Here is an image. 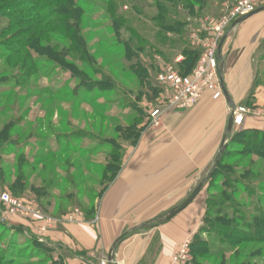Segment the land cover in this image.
Instances as JSON below:
<instances>
[{
    "label": "rangeland",
    "instance_id": "1",
    "mask_svg": "<svg viewBox=\"0 0 264 264\" xmlns=\"http://www.w3.org/2000/svg\"><path fill=\"white\" fill-rule=\"evenodd\" d=\"M150 1L153 3V0ZM211 1L214 2L209 3V11L202 17H196L201 16V12L197 11L196 18L186 27L189 30L188 44L194 49L203 51L198 46V40L193 38V33L200 31V38L207 37L210 23L223 21L238 2ZM259 1L258 8L262 3V0ZM95 10L90 9V20L85 22L87 53L88 56L96 57L95 64L89 63L88 67L79 68L94 82L111 81L107 90L82 88L70 73L45 63H40V72L34 76L12 66L6 67L5 61L9 55L5 47L0 46V75L5 77L0 82V133L12 119L19 120V124L13 126L9 132V140H16L13 148L9 149L6 145L7 153L0 150V167L7 177L4 183L0 182V189L12 191L10 187L16 182L17 167L24 155L27 162L25 164L30 165L24 172L27 179L24 199L30 201L31 198L28 197L35 198L30 192L32 188L34 191L45 189L43 193L49 198L42 200V204L49 210L47 216L58 221L75 209L86 220L85 211L94 207V219L86 221L91 224L98 223L99 206L120 176L131 171L138 163H148L154 152L160 155L165 151L162 146L154 149L144 143L151 142L155 137L161 142L165 140L169 135L161 131L164 128V119L168 114L177 112L167 111L161 117L159 125L152 121L150 113L161 105L162 94L152 96L154 101L151 103L145 93L147 79L142 80L136 72L138 69H133L132 66L136 64L135 58H139L144 68L148 69L149 82L154 87H160L157 78L161 68L169 65L178 72L183 56L174 51H169L171 58L157 55L149 45L140 43L136 36L127 33L122 27L118 31L111 23L113 17ZM128 10L127 6L123 8V12ZM115 20L121 21L119 18ZM4 22L6 21H0V28L6 24ZM52 40L58 42L60 47L57 48L69 46L66 41L60 42L56 34L52 35ZM5 41V37L0 38V43ZM7 44L12 45L14 42ZM128 48L134 54L133 58ZM263 74L264 62L259 72L264 83ZM21 82L23 87L17 84ZM124 127L128 129L126 134L122 132ZM236 130L234 127L228 140L232 139ZM250 135L246 140L242 137L232 139L237 143L231 147L234 149L230 150L223 163L226 168L223 178H241L240 183L226 188L220 182L222 177L216 178L220 183L208 180L186 210L163 224L168 226V223L180 220L184 214L188 218L185 222H195L196 232L188 240L192 241L195 237L199 244H195L193 248L190 245L189 259L184 264H191L194 253L197 254L195 260L198 264H222L223 260L226 264H264V236H259L262 231L264 233V155L242 153L243 147L253 142V134ZM238 142L246 143L241 146ZM114 154L120 156L121 167L109 183L106 178L111 177L106 175V169L111 161L110 156ZM166 154L169 155L167 151ZM166 154H162L163 158ZM217 154H214L209 164L197 165L191 175H196L197 180L181 181V187L188 185L191 194L211 172ZM247 179L251 180L249 192L243 189ZM188 196H182L178 203L175 202L169 209L161 212L157 219L168 216ZM225 196H231L232 202L225 201ZM171 199L172 197L167 196L158 198L155 205L158 206L164 201L168 208ZM215 205H218L219 214L214 212ZM232 206L235 209H231ZM63 212L66 214L62 215ZM257 220L263 224H255ZM9 226L0 223V259L7 256L11 264H53L46 251L30 239L13 238V229ZM203 226L207 231L199 233ZM156 243L155 240L151 246L149 264H153L157 249L160 248V244ZM175 255L171 257V264ZM100 261L102 264L107 259L104 257Z\"/></svg>",
    "mask_w": 264,
    "mask_h": 264
},
{
    "label": "crops",
    "instance_id": "2",
    "mask_svg": "<svg viewBox=\"0 0 264 264\" xmlns=\"http://www.w3.org/2000/svg\"><path fill=\"white\" fill-rule=\"evenodd\" d=\"M218 56L224 98L215 101L207 94L193 109L168 114L161 131L169 136L162 142L155 137L144 143L154 149L162 146L165 151L160 155L154 152L148 163H138L120 176L99 206L98 223H88L84 216L73 224L61 221L42 236L36 224L22 221L20 225L25 227V232L36 236L41 243L61 247L65 264H100L104 257L108 260L114 243L122 236L114 251L113 264H149L148 256L155 240L160 248L153 264H171V257L196 232L195 222H185L187 214L168 226L162 224L127 234L155 221L182 196H188L189 186L182 188L180 182L197 180L196 175L191 176L197 165L209 164L218 153L232 110L245 107L251 111L240 129L264 130V116L259 114L264 108V86L255 87L264 62V11L232 26ZM164 153L167 156L163 158ZM166 196L172 197L168 208L164 201L155 205L158 198Z\"/></svg>",
    "mask_w": 264,
    "mask_h": 264
},
{
    "label": "trees",
    "instance_id": "3",
    "mask_svg": "<svg viewBox=\"0 0 264 264\" xmlns=\"http://www.w3.org/2000/svg\"><path fill=\"white\" fill-rule=\"evenodd\" d=\"M210 2L212 3L214 1L153 0L152 3L150 0H0V21H6L4 22L6 24L0 28V38L5 37L6 41L0 43V46H4L9 55L5 61V66H12L15 69H19V71H27V75L34 76L38 75L40 72V63H45L70 73L71 77L76 79L82 88L86 87L88 90L96 88L107 90V88H110L108 85L111 81L107 80V83L94 82L92 79L88 78L84 70L80 69L85 66L88 67L89 63L95 64L96 57L88 56L87 53L88 41L85 38L87 32L85 22L87 23L88 20H90L88 16L90 9H96L113 17L111 18V23L117 27L118 31L122 27L127 33L136 36L140 43L149 45L157 55H161L164 58H171L169 51L180 53V55L183 56V61L179 65L180 68L178 72L181 76L187 77L193 73L203 51L202 49H194L188 44L189 30L186 29V27L191 25L192 19L202 17L205 12L207 13L209 11L207 8ZM125 6L129 7L127 12H123ZM95 11H91V13ZM197 11L201 12V16H196L195 13ZM116 18H119L121 21H116ZM55 34L60 38V42L66 41L69 46L57 48L60 47L58 42L52 40V35ZM10 41H13L14 44L8 45L7 43ZM128 52L130 53L129 48ZM131 56L133 58L134 54H131ZM135 59L136 64L132 67L133 69H138L136 72L142 80L147 79V81H145V93L148 96V100L152 103L156 94H162V88L160 85V87H154L151 81L149 82L150 76L148 74V69L146 67L144 68L139 58ZM4 78L5 77L0 75V82ZM17 84L19 87L24 86L23 82ZM259 85L264 86L260 75L256 78L255 87ZM18 124L19 120L12 119L10 123L4 127L3 131L0 133V150L4 151L6 145L9 146V149L13 148L16 140H9V132L13 126ZM124 128L122 132L124 134H126V132L128 133V129L126 130V127ZM240 128L241 127L237 128L233 133L232 139L242 137L246 140L248 137H251L250 134H253V142L247 146L245 145L246 142H238L241 146L245 145L242 153L250 152L255 155H264V153H262L264 152V130H245ZM232 139H229L227 149L222 155L219 165L209 179V181H216L217 177H222L220 182L224 183L226 188H232L233 185L241 181V178H223V171L226 170L223 163L227 160L230 150L234 149H231V147L237 143L236 140ZM8 148L4 151L5 153L8 152ZM110 160L106 169V175L111 177L106 178L109 183L115 178L121 167L119 155H111ZM20 161L17 167L18 172L15 176L16 182L10 187L13 192H8L17 198L24 199L23 192L27 190V179L24 172L30 165L25 164L27 162L24 155L21 156ZM5 177L4 170L0 167V182L4 183L7 178ZM220 182L216 181V183ZM250 182L251 180L247 179L244 183L246 186L243 187V189L246 192L251 191ZM30 192L32 196L35 197H28L31 198L30 201L36 202L44 213H49L47 207L42 204V200L49 198L47 194L43 193L45 189L34 191L32 188ZM41 194L44 195L41 196ZM231 199V196L230 198L225 196V201H228V203L232 202ZM231 209H235V207L232 206ZM209 211L210 210H208V212ZM217 211H219L218 205H215V214H219ZM85 212H87L85 213L87 221L94 219L96 215L94 207L89 208ZM64 214H66V212H63L62 215ZM205 220L207 221V218ZM166 221L165 218L157 219L127 235L151 230L164 224ZM206 221L204 223H206ZM232 221L236 222V220ZM258 223L263 224L260 220L255 222V224ZM6 225L9 226V224ZM9 227L13 229V238L20 237L21 240L25 237L30 239L31 242L42 247L44 251H46L49 261L53 262V264H65L64 260L66 257L61 247L50 246L49 244L39 242L36 236L27 234L25 232V227L20 225V223L11 224ZM201 231L204 232L207 230H205L203 226L199 233ZM259 236H264L263 231ZM195 244H199V242L197 238L194 237L191 241V248H193ZM194 254V260H192L191 264H198L197 260H195L197 254ZM4 257L0 259V264H11V260L7 256ZM222 264H226L225 260L222 261Z\"/></svg>",
    "mask_w": 264,
    "mask_h": 264
},
{
    "label": "built area",
    "instance_id": "4",
    "mask_svg": "<svg viewBox=\"0 0 264 264\" xmlns=\"http://www.w3.org/2000/svg\"><path fill=\"white\" fill-rule=\"evenodd\" d=\"M259 2V0H238L236 6L223 21L210 23L211 27L207 37L200 38V31L193 33V38L195 41L198 40V46L203 48V53L191 75L183 77L169 65H164L161 68L157 80L162 88V103L150 113V117L156 125H159L161 117L165 116L167 111L191 110L207 94H210L216 101L224 98L218 56L220 43L239 18L258 9ZM182 60L183 58L180 59V61ZM231 114L234 117V127L239 128L251 111L245 107H239L232 110ZM259 114L264 116V111ZM82 217L83 214L75 209L61 221L73 224ZM22 221L36 224V230L42 236L54 230L61 222L47 216L36 202L17 198L10 192L0 189V223L19 224ZM190 245L191 240H187L173 258L172 264H184L188 261ZM102 264L110 263L107 260Z\"/></svg>",
    "mask_w": 264,
    "mask_h": 264
},
{
    "label": "water",
    "instance_id": "5",
    "mask_svg": "<svg viewBox=\"0 0 264 264\" xmlns=\"http://www.w3.org/2000/svg\"><path fill=\"white\" fill-rule=\"evenodd\" d=\"M264 11V7H261V8H258L256 9L255 11H253L252 13L250 14H247L241 18H239L234 24L233 26L237 25V24H240L246 20H248L249 18H251L252 16L260 13ZM225 38V37H224ZM224 38L222 39L221 43H220V46H219V50H218V55H220L221 53V49H222V45H223V42H224ZM234 117L233 115L230 116L229 118V121H228V127H227V130H226V133H225V136H224V139H223V142L221 144V147H220V150L217 154V157H216V160H215V163L211 169V172L207 175V177L200 183L198 184V186L196 187V189L192 192V194L188 197V199L182 204L180 205L179 207L173 209L168 216L165 217V220H171L173 218H175L177 215H179L180 213H182L184 210H186L192 203L193 201L198 197V195L201 193L202 189L204 188V185L206 184V182L210 179V177L212 176L213 172L216 170L217 166L219 165L220 163V160H221V157L222 155L224 154L225 150L227 149V145H228V142H227V139L229 137V135L232 134L233 132V129H234ZM123 236L121 238H119L113 245V248L111 250V253H110V256L108 258V261L110 264H113L114 262V251L116 249V246L120 243V241L122 240Z\"/></svg>",
    "mask_w": 264,
    "mask_h": 264
},
{
    "label": "bare ground",
    "instance_id": "6",
    "mask_svg": "<svg viewBox=\"0 0 264 264\" xmlns=\"http://www.w3.org/2000/svg\"><path fill=\"white\" fill-rule=\"evenodd\" d=\"M236 109V108H235Z\"/></svg>",
    "mask_w": 264,
    "mask_h": 264
}]
</instances>
